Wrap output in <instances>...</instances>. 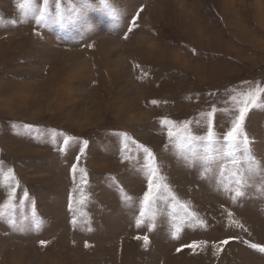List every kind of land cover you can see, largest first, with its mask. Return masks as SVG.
I'll return each mask as SVG.
<instances>
[{
  "label": "rangeland",
  "instance_id": "rangeland-1",
  "mask_svg": "<svg viewBox=\"0 0 264 264\" xmlns=\"http://www.w3.org/2000/svg\"><path fill=\"white\" fill-rule=\"evenodd\" d=\"M19 2L0 0V264H264L249 246H264L260 183L235 197L232 165L205 173L167 136L204 134L213 107L222 135L244 93L264 89V0H112L116 16L61 0L41 23ZM244 127L264 163V92ZM53 130L75 142L61 152ZM139 145L161 185L143 217Z\"/></svg>",
  "mask_w": 264,
  "mask_h": 264
},
{
  "label": "snow or ice",
  "instance_id": "snow-or-ice-1",
  "mask_svg": "<svg viewBox=\"0 0 264 264\" xmlns=\"http://www.w3.org/2000/svg\"><path fill=\"white\" fill-rule=\"evenodd\" d=\"M51 0H43L42 4L38 3V0H20L17 4V9L21 14V17L34 16L37 23H41L50 18L58 19L60 16L61 10V0H56L55 9L56 16H51L49 12ZM80 7H91L94 6L92 0H79ZM97 6L101 8L108 9L110 14L116 16L118 9H116L112 0H97ZM69 7H77V5H69ZM142 11V9H141ZM138 18V13L136 14ZM10 23H16V21H10ZM131 31V29H129ZM261 92H264V89L259 87L255 89H250L244 93V100L242 106L239 107L236 111L235 119L231 122L230 128L224 132L222 135H218L215 131L213 117L216 112L215 107L208 113L207 119L208 124L204 134L199 135L190 130V124L185 123L182 126L183 136L177 138L175 132L172 131V127H168L167 136L169 143L175 148L178 155L182 156L187 162L195 163L199 162L201 167L204 169V172H208L212 165H215L219 174L222 177L224 172L227 171V165H232L231 173V185H234L233 189L231 186L223 188L224 191L232 193L234 191L235 197L243 196L244 189L246 187H254L255 184L250 183L251 181H258L260 183L261 190L264 191V163L258 162L257 158L251 151V145L254 144V140L250 139L247 132L245 131V120L248 112L251 108L257 106V101ZM233 100L236 99L235 96L232 97ZM155 103V102H154ZM198 123V122H197ZM164 125H173L172 121L164 120ZM29 132L33 131L32 125L24 126ZM53 136L61 135L63 136V147L59 150L65 152L70 144V142H75L73 137L65 136L63 133H56L55 130L52 131ZM124 138L127 140L129 137L127 134H123ZM87 141H83V147L80 149V154L76 156V161L79 162L81 156L84 154V148L87 147ZM127 147V145H125ZM142 149L144 155V169L147 173V190L143 194L141 201V208L139 215L143 217L145 215V207L149 203H154L158 196L156 192L160 189L161 185L155 184L157 180V161L154 153L143 145H139ZM167 147V145H166ZM73 173L77 171V164L74 163L71 166ZM8 176L14 177V172L11 168L7 170L5 178ZM164 188H167V185H163ZM75 190V189H74ZM27 196V193H25ZM175 200V196L172 197ZM71 209V203L69 204ZM187 210V209H185ZM3 213H0L2 216ZM232 214L229 213V216ZM73 224L76 223L73 219ZM142 221L138 220L137 224H140ZM9 223L12 226H17V220L14 217L9 218ZM32 223L36 226H39L41 221L38 219L35 208L32 210ZM201 223H203L201 221ZM23 227V224L19 225ZM138 239L140 237H137ZM145 244L149 242L147 236L143 237ZM44 243V242H42ZM223 244H227L228 241H222ZM87 246V245H86ZM252 249L258 250L261 253H264V246L256 243H251L249 245Z\"/></svg>",
  "mask_w": 264,
  "mask_h": 264
}]
</instances>
